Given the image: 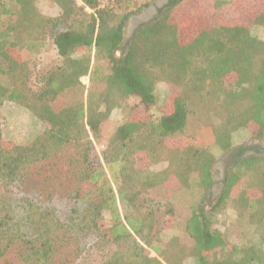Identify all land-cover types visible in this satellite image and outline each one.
I'll return each mask as SVG.
<instances>
[{
  "label": "trees",
  "instance_id": "16d2710c",
  "mask_svg": "<svg viewBox=\"0 0 264 264\" xmlns=\"http://www.w3.org/2000/svg\"><path fill=\"white\" fill-rule=\"evenodd\" d=\"M38 1L0 0V107L6 101L25 102L44 125L26 143L9 146L0 136L5 187L0 192V258L14 244L23 247L27 259L50 258L47 218L39 224L32 213L23 222L16 219L9 185L27 168L82 142L75 197L83 202L73 209L74 225L80 232L129 243L102 264H264L263 150L237 146L221 194L205 204L219 159L215 150L222 155L233 150L240 131L251 138L264 133V37L253 32L264 26V0H232L235 16L227 17L209 15L202 0H169L126 42L129 18L150 3L53 0L60 13L48 16ZM222 3L227 2L217 6ZM49 38L60 61L34 90L27 84L30 56L41 52ZM161 81L173 91L159 115L152 116ZM84 87L85 99L67 100L72 90ZM130 98H137L147 115L133 111L106 138L101 156L89 132L102 138L105 121ZM163 150L171 154L167 166L151 169ZM144 157L150 167L138 165ZM182 190L200 193L174 196ZM154 191L152 199L160 192L171 199L164 211L166 227L180 224L186 239L164 241L152 207L140 210L137 201ZM229 207L255 238L243 244L225 238L218 221ZM29 223L36 226L32 232L22 228Z\"/></svg>",
  "mask_w": 264,
  "mask_h": 264
},
{
  "label": "rangeland",
  "instance_id": "374dc122",
  "mask_svg": "<svg viewBox=\"0 0 264 264\" xmlns=\"http://www.w3.org/2000/svg\"><path fill=\"white\" fill-rule=\"evenodd\" d=\"M168 1L135 0V6L143 5L146 2L150 4L146 7H141L137 13L129 18L125 28V42L132 36L138 24L144 23L154 17L161 9L166 7ZM218 1L227 3L217 6ZM230 1L232 0H202L209 8V15L217 13L218 15L224 14L226 17L235 16L232 5L229 4ZM37 6L42 13L48 16H56L60 13V8L53 0H39ZM253 32L259 37H264V26L253 28ZM121 52L122 48L117 53L120 54ZM59 61L60 58L53 41L49 38L41 52L30 56L32 69L27 81L28 86L34 90H38L42 85V75L56 66ZM83 82L87 83L88 81L84 78ZM86 91L85 87L72 90L67 100L77 102L82 98L85 99ZM172 91L173 88L168 82L161 81L157 84V103L150 110V115H159L163 110L167 96ZM133 111L147 115L144 105L137 98H130L127 103L115 108L105 121L102 127V138L95 139L92 133L89 132L88 136L94 140L96 150L100 155L105 148L106 138L114 132L119 124L123 123L134 113ZM197 120L193 119L192 121ZM43 127V122L26 106L25 102L6 101L0 107V136L9 146L13 143L31 141ZM262 136L260 138H251L248 132L240 131L234 138L235 148L233 150L223 155L220 151L215 150V154L219 159L212 167L213 185L205 198L207 206L215 203L221 194L226 173L233 167V155L238 150L237 146L244 144L245 147L253 145L264 149V139H261ZM80 150H82V142L68 145L59 155L27 168L24 171L25 176L22 179L14 181L9 185L8 194L11 196L10 200L14 206L12 213L16 219L23 222L25 217L29 213H32V221L39 224L41 218H47L45 222H47L48 227L45 228L49 229L52 235V253L46 262L33 260V257L27 259V253L23 250V247L20 244H14L0 258V264H102L116 250H127L129 243L123 242L117 244L91 231L80 232L74 225L73 216L75 214L73 213V209L82 205L83 202L78 197H75V190L80 183L79 171L82 164L80 161ZM169 156H171L170 152L166 150L161 151L157 161L152 164L151 169L159 170L167 166ZM138 165L150 167V162L144 157ZM3 183L0 179V192L5 188ZM198 191L182 190L178 195L175 194L174 196L190 198L192 194L200 193ZM155 192L140 197L137 201L140 210H149V206L152 207L157 220L156 232H158L164 241L169 240L173 236H178L182 240L186 239L187 237L180 224L175 226L173 222V225L171 223V226L166 227V223L163 221L168 216L164 214V211L169 206L171 199H168L160 191V194L158 193L152 199L151 197H153ZM104 221L108 222V216H106ZM33 225L29 223L26 227L23 225L22 228L32 232L36 227ZM218 226L230 243H246L255 234L245 224L244 218L239 217L237 210L233 207L220 212ZM187 264H191V262L188 261Z\"/></svg>",
  "mask_w": 264,
  "mask_h": 264
},
{
  "label": "flooded vegetation",
  "instance_id": "af4514ba",
  "mask_svg": "<svg viewBox=\"0 0 264 264\" xmlns=\"http://www.w3.org/2000/svg\"><path fill=\"white\" fill-rule=\"evenodd\" d=\"M169 2V1H168ZM168 2H167V4H168ZM167 8V5H166V7L164 8V9H166ZM159 13V12H158ZM158 13L156 14V15H154V16H157L158 15ZM153 18V17H152ZM151 18V19H152ZM150 19V20H151ZM149 21V20H148ZM147 22V21H146ZM143 23V22H142ZM142 23H140V24H142ZM140 24H138V26L140 25ZM261 139H264V133H263V136H262V138ZM256 147H258V146H256ZM259 148V150H264L263 148H260V147H258ZM234 153V152H233ZM238 159V158H237ZM234 163H235V161L233 162V165H234Z\"/></svg>",
  "mask_w": 264,
  "mask_h": 264
}]
</instances>
